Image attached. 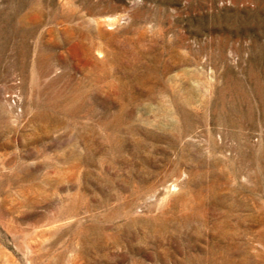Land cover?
Masks as SVG:
<instances>
[{"label":"rangeland","instance_id":"1","mask_svg":"<svg viewBox=\"0 0 264 264\" xmlns=\"http://www.w3.org/2000/svg\"><path fill=\"white\" fill-rule=\"evenodd\" d=\"M0 264H264V0H0Z\"/></svg>","mask_w":264,"mask_h":264}]
</instances>
